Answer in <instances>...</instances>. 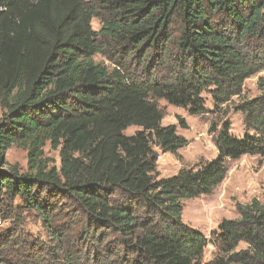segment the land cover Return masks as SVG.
<instances>
[{
    "label": "trees",
    "instance_id": "1",
    "mask_svg": "<svg viewBox=\"0 0 264 264\" xmlns=\"http://www.w3.org/2000/svg\"><path fill=\"white\" fill-rule=\"evenodd\" d=\"M261 72L264 0H0V203L38 213L48 236L2 264H264V194L210 241L183 221L184 201L212 195L229 161L264 157V78L259 97L244 95ZM204 93L223 112L208 131L218 156L162 178L153 144L179 157L189 142L162 124L159 101L200 116ZM12 147L28 152L26 172L8 165Z\"/></svg>",
    "mask_w": 264,
    "mask_h": 264
},
{
    "label": "rangeland",
    "instance_id": "2",
    "mask_svg": "<svg viewBox=\"0 0 264 264\" xmlns=\"http://www.w3.org/2000/svg\"><path fill=\"white\" fill-rule=\"evenodd\" d=\"M92 28L94 31L101 30L102 24L98 18L93 20ZM95 60L110 70L114 69V65L100 55L95 56ZM128 66L130 70L145 78V75L142 76L144 67L139 59L133 58L129 61ZM260 78H264V72L245 81L244 95L246 97L253 99L262 94L258 84ZM203 98L208 113L200 116L191 115L187 109L170 105L165 100L159 101V106L164 113L162 124L164 126L175 125L177 133L189 142L179 150V157L163 153L153 144V149L160 157L158 170L162 178L172 177L184 167H194L200 162L211 161L218 156L217 148L208 131L212 122H219L220 118H223V112L215 109L208 93H204ZM238 102L239 99H234V103L225 109L229 108L230 110L231 133L242 138L245 133L243 116L233 110ZM2 115L3 110L0 107V119ZM181 122H184L187 127L183 128ZM137 130L140 128L131 127L126 131V134L131 135ZM45 155L53 159L58 167L60 166L59 151H54L50 145H47ZM6 161L9 166H18L23 172H26L28 152L18 147H12L6 153ZM263 194L264 157L246 155L239 160L228 162L227 176L212 195L184 201L183 221L189 227L202 232L210 241L213 232L218 230L224 219L239 217L237 211L239 204H248L254 198L262 199ZM10 237L15 239L16 243L6 248L5 238ZM47 244L48 236L38 213L20 204V201H16L10 208H5L0 203V264L3 263V257L23 262L26 257V254L23 255V253L27 249L33 247L40 251ZM245 247V244L240 245L242 249ZM215 254L216 248L210 243L205 250L203 262L212 260Z\"/></svg>",
    "mask_w": 264,
    "mask_h": 264
},
{
    "label": "built area",
    "instance_id": "3",
    "mask_svg": "<svg viewBox=\"0 0 264 264\" xmlns=\"http://www.w3.org/2000/svg\"><path fill=\"white\" fill-rule=\"evenodd\" d=\"M158 160H160V157L158 156Z\"/></svg>",
    "mask_w": 264,
    "mask_h": 264
},
{
    "label": "crops",
    "instance_id": "4",
    "mask_svg": "<svg viewBox=\"0 0 264 264\" xmlns=\"http://www.w3.org/2000/svg\"><path fill=\"white\" fill-rule=\"evenodd\" d=\"M134 134V133H133ZM132 135V134H131Z\"/></svg>",
    "mask_w": 264,
    "mask_h": 264
}]
</instances>
